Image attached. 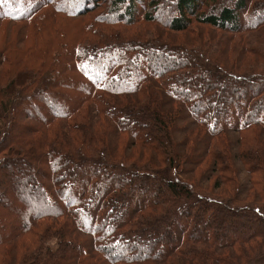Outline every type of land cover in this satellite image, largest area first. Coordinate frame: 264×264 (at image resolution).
I'll list each match as a JSON object with an SVG mask.
<instances>
[{
	"label": "trees",
	"instance_id": "obj_1",
	"mask_svg": "<svg viewBox=\"0 0 264 264\" xmlns=\"http://www.w3.org/2000/svg\"><path fill=\"white\" fill-rule=\"evenodd\" d=\"M143 1L0 0V264H264V0Z\"/></svg>",
	"mask_w": 264,
	"mask_h": 264
},
{
	"label": "rangeland",
	"instance_id": "obj_2",
	"mask_svg": "<svg viewBox=\"0 0 264 264\" xmlns=\"http://www.w3.org/2000/svg\"><path fill=\"white\" fill-rule=\"evenodd\" d=\"M219 1L220 2H218V4L220 6H222V5L225 4V2L227 0H219ZM231 1H233V0H229V4L230 5H231ZM143 2L146 3L147 0H144ZM141 6H142V4H141ZM140 8L141 7L139 6L138 9H140ZM141 11H144V9L142 8ZM251 21H253V18H247V19L244 20L243 24L249 23ZM193 27L197 28L196 24H193ZM68 30H71V28H68ZM203 30L207 31V32L210 31V29H208V28H203ZM170 35L173 38V42H176V43L183 41V39L185 37L184 34H182V33H170ZM259 37L260 36L258 34H251V33L248 34L247 33L246 34V39H247L246 43H248V44H250L252 46L256 45L257 47H260L261 41H259V39H260ZM262 41H264V40H262ZM255 65L258 66L257 69H254L255 66L250 68V69L256 71V70L260 69L259 67H262L261 64H255ZM242 66H244V64ZM243 68H245V67H243ZM172 113L176 117L180 116V112H179L178 109H173ZM188 122H189L188 120H183L182 121L183 124H187ZM137 150H138V147H134V148L130 147L129 149L126 150V148L123 145H120L119 147L115 146V150L114 151H115L116 157L123 158V159H125L127 161H131L132 159L146 160V159H148L150 157L149 153L143 154L144 157H142L143 155L142 156L138 155V153L136 152ZM187 151H191V150H187ZM198 168H200V169L194 170L192 173L186 174L182 178L187 179V180H192L195 183H199L201 186H204V188H206V189L210 190V192L214 193V190L212 189V186H213V183H214V179L213 178H209L208 180H206L207 182H205L203 180H200L199 173H201V175L204 173L205 165L202 166V167H198ZM233 169H236V167L233 168ZM241 170H242V172H240V175L238 176V178H237V176L236 177L234 176V178H236L235 179V183L236 184L238 183L239 180L240 181L244 180V178L246 176V174L243 173V169L242 168H241ZM234 175H235V173H234ZM231 186H233V183H231L229 185V182L224 184V185H221V187L219 189H215V193L218 194V195H221V196H219L221 198H229V196H234V197H238L240 200H244V201H247V200H249L251 198V195H249L247 193H244V195L241 194V193L237 194V191H236V186L237 185H234L233 187H231ZM241 196H243V197L241 198ZM202 219H204V218H202Z\"/></svg>",
	"mask_w": 264,
	"mask_h": 264
}]
</instances>
